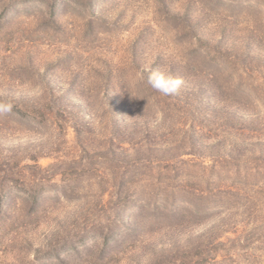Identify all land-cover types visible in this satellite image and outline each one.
Masks as SVG:
<instances>
[{
	"label": "rangeland",
	"instance_id": "obj_1",
	"mask_svg": "<svg viewBox=\"0 0 264 264\" xmlns=\"http://www.w3.org/2000/svg\"><path fill=\"white\" fill-rule=\"evenodd\" d=\"M6 100L0 264H264V0H0Z\"/></svg>",
	"mask_w": 264,
	"mask_h": 264
},
{
	"label": "clouds",
	"instance_id": "obj_2",
	"mask_svg": "<svg viewBox=\"0 0 264 264\" xmlns=\"http://www.w3.org/2000/svg\"><path fill=\"white\" fill-rule=\"evenodd\" d=\"M182 79L173 76L171 73L157 68L147 76V84L163 96H175L179 94L182 86ZM14 103L11 100L0 101V116L12 112Z\"/></svg>",
	"mask_w": 264,
	"mask_h": 264
},
{
	"label": "trees",
	"instance_id": "obj_3",
	"mask_svg": "<svg viewBox=\"0 0 264 264\" xmlns=\"http://www.w3.org/2000/svg\"><path fill=\"white\" fill-rule=\"evenodd\" d=\"M39 201H40V200H38V199L36 198V199H33L32 202H33L34 205H38Z\"/></svg>",
	"mask_w": 264,
	"mask_h": 264
}]
</instances>
